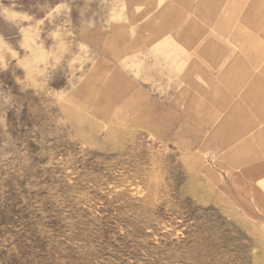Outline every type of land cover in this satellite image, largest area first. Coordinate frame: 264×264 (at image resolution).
<instances>
[{
	"label": "rangeland",
	"instance_id": "obj_1",
	"mask_svg": "<svg viewBox=\"0 0 264 264\" xmlns=\"http://www.w3.org/2000/svg\"><path fill=\"white\" fill-rule=\"evenodd\" d=\"M0 0V264H264V0Z\"/></svg>",
	"mask_w": 264,
	"mask_h": 264
},
{
	"label": "crops",
	"instance_id": "obj_2",
	"mask_svg": "<svg viewBox=\"0 0 264 264\" xmlns=\"http://www.w3.org/2000/svg\"><path fill=\"white\" fill-rule=\"evenodd\" d=\"M180 1H182V2H186V0H180ZM203 1L204 0H196V2L195 3H197V4H202L203 3ZM211 1H213V0H211ZM252 1V0H251ZM238 2V0H229V2L228 3H230V5H229V8L230 9H234V11L237 9V6H239V5H237L236 3Z\"/></svg>",
	"mask_w": 264,
	"mask_h": 264
}]
</instances>
